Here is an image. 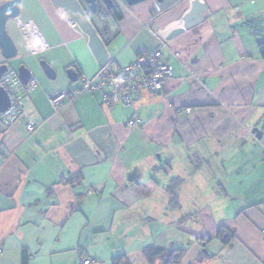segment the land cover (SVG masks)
<instances>
[{
	"label": "crops",
	"instance_id": "crops-1",
	"mask_svg": "<svg viewBox=\"0 0 264 264\" xmlns=\"http://www.w3.org/2000/svg\"><path fill=\"white\" fill-rule=\"evenodd\" d=\"M19 1L6 22L17 55L7 61L0 48V65L16 73L23 64L37 80L23 105L38 125L28 132L24 117L0 125V264H78L87 255L91 264L118 256L149 264V247L183 248L180 264H264V0H199L206 11L167 39L172 71L159 95L106 109L100 91L68 94L60 110L49 96L72 92L100 63L51 0ZM191 1L113 0L112 11L99 3L96 23L89 19L108 59L126 65L154 49V32ZM19 21L32 22L48 48L32 52ZM221 226L234 232L229 245L217 238Z\"/></svg>",
	"mask_w": 264,
	"mask_h": 264
},
{
	"label": "built area",
	"instance_id": "built-area-1",
	"mask_svg": "<svg viewBox=\"0 0 264 264\" xmlns=\"http://www.w3.org/2000/svg\"><path fill=\"white\" fill-rule=\"evenodd\" d=\"M20 32L32 52L48 48L39 31L32 22L18 23ZM158 36V44L152 50H144L126 65H119L107 60L99 65L97 74L92 77L81 76L80 85L72 92L58 90L49 96V101L55 110H60L64 100L69 94L76 96L82 92L100 91L102 105L106 109L121 105L123 107H134L145 94L159 95L165 79L171 74L170 63L162 58V51L169 50L168 41L164 33L154 32ZM174 56L177 53H173ZM37 80L29 78L24 84L15 72H4L0 77V86L3 87L9 98L8 108L0 112V125L10 127L20 118H26L25 127L28 132L37 128V122L27 117L24 112L23 98L28 90L35 88ZM190 110V108H188ZM141 117L136 115L129 120V126L137 125ZM260 234L264 239V227L260 228ZM94 258L84 256L78 264H91Z\"/></svg>",
	"mask_w": 264,
	"mask_h": 264
},
{
	"label": "water",
	"instance_id": "water-1",
	"mask_svg": "<svg viewBox=\"0 0 264 264\" xmlns=\"http://www.w3.org/2000/svg\"><path fill=\"white\" fill-rule=\"evenodd\" d=\"M57 13L71 19L79 29L88 36L89 46L100 64L105 63L108 59L105 44L96 28L92 24L85 9V6L92 12H96L99 3L104 6L114 7L113 0H51ZM128 4L136 3L140 0H125ZM160 1V0H159ZM19 0H6L0 4V48L5 60H10L17 55V48L9 36L6 29V22L9 19H16L19 15ZM206 11V5L199 0H192L190 9L174 24L167 26L164 35L166 39L173 37L194 15ZM46 74L53 76V71L44 62H41ZM8 70V65H0V77ZM69 77L75 79L77 74L74 70H67ZM22 83H26L31 77L30 70L25 65H20L16 71ZM9 106V98L3 87L0 86V112L5 111Z\"/></svg>",
	"mask_w": 264,
	"mask_h": 264
},
{
	"label": "trees",
	"instance_id": "trees-1",
	"mask_svg": "<svg viewBox=\"0 0 264 264\" xmlns=\"http://www.w3.org/2000/svg\"><path fill=\"white\" fill-rule=\"evenodd\" d=\"M100 8H97L96 14L99 13ZM107 10L112 11V8H107ZM259 49L264 56V42L259 44ZM234 237V232L226 227H219L217 231V238L221 241L223 245H229L232 238ZM207 241V240H205ZM143 254L147 259L149 264H153L156 259L160 260V264H180L181 260L185 254L183 248L175 249H163L156 247H149L143 250ZM209 254H206L208 257ZM205 257V254H201L199 259ZM112 264H130L124 256H118L113 259Z\"/></svg>",
	"mask_w": 264,
	"mask_h": 264
},
{
	"label": "rangeland",
	"instance_id": "rangeland-1",
	"mask_svg": "<svg viewBox=\"0 0 264 264\" xmlns=\"http://www.w3.org/2000/svg\"><path fill=\"white\" fill-rule=\"evenodd\" d=\"M85 9H86V11H87V14L89 15V17H90L91 20L93 21V23H96V22H95V17H94L95 12L90 11L86 6H85Z\"/></svg>",
	"mask_w": 264,
	"mask_h": 264
},
{
	"label": "bare ground",
	"instance_id": "bare-ground-1",
	"mask_svg": "<svg viewBox=\"0 0 264 264\" xmlns=\"http://www.w3.org/2000/svg\"><path fill=\"white\" fill-rule=\"evenodd\" d=\"M75 24V23H74ZM76 25V24H75ZM77 26V25H76ZM78 27V26H77ZM79 28V27H78Z\"/></svg>",
	"mask_w": 264,
	"mask_h": 264
},
{
	"label": "flooded vegetation",
	"instance_id": "flooded-vegetation-1",
	"mask_svg": "<svg viewBox=\"0 0 264 264\" xmlns=\"http://www.w3.org/2000/svg\"><path fill=\"white\" fill-rule=\"evenodd\" d=\"M17 74V73H16Z\"/></svg>",
	"mask_w": 264,
	"mask_h": 264
}]
</instances>
